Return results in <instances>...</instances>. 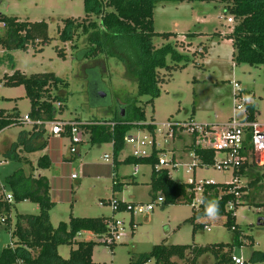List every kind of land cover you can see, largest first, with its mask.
<instances>
[{"label": "rangeland", "instance_id": "374dc122", "mask_svg": "<svg viewBox=\"0 0 264 264\" xmlns=\"http://www.w3.org/2000/svg\"><path fill=\"white\" fill-rule=\"evenodd\" d=\"M0 14L31 23L45 21L50 39L45 44L35 42L27 50L7 51L0 46V110L17 114L21 118L31 112V102L26 96L25 87L4 85V77L13 74L15 70L26 75L54 72L66 80L69 84L67 99L55 119L92 123L111 120L122 110L129 117L131 107H143L147 124H154L161 132L156 130L152 134L141 129V126H135L128 135L155 138L160 145L159 158L167 161L174 158L181 164L176 170H170L172 179L178 183H188L194 179L196 182L230 184L235 175L232 169L202 167L188 173L185 165L193 161L191 152L194 139L182 132L177 133L173 141L165 139L164 123L193 120L197 124L213 127L226 125L234 115L232 83L237 81L253 95L257 123L264 128V66L252 67L233 62V44L219 37V33H225V36L230 34V29H234L236 23H228L229 15L224 13L223 5L217 2L167 4L155 10V33L177 34V37L170 38V42L189 61L183 59L174 62L168 58L171 69L160 70L165 82L161 85L160 96L153 104H147L148 96H138L137 83L120 59L100 55L81 62L79 51L91 46L87 38L79 34L71 42L63 43L59 40L66 19L86 16L83 0H0ZM154 42L157 47L168 43L159 36L154 37ZM59 52L64 53L65 59L58 55ZM244 115V112H237L238 119L244 118ZM23 130L31 132L32 127L16 126L0 132V185L5 186L6 178L20 169H24L26 175L48 178L50 196L56 203L50 215L53 227H58L61 222L68 223L71 218L114 216L121 221V240L113 249L108 244H98L93 255L95 263L134 264L142 254L150 253L155 246L163 243L179 247L233 243L234 233L225 225V216H218L215 221L200 219L192 224L190 218L194 209L189 203H162L156 205L153 211L144 213L143 209L149 203H157L161 195L154 197L151 193L150 166H140L138 175L133 176L135 166L124 163L133 154L132 145L125 143L119 156H115L112 144H92L89 136L84 135L79 153L73 154L70 152L69 137H54L48 133V145L43 151L32 154L18 151L23 162L29 160L30 163L11 161L4 153L11 149L13 141H17ZM141 153L150 155L152 148L147 146ZM44 155L49 156L52 163L46 170L37 166L39 158ZM106 156H109L108 161ZM115 161L118 164L114 169ZM114 171L117 182L121 184L120 189L114 187ZM73 174L79 179H72ZM238 180L246 192L240 199L241 205L235 210L242 245L235 246L233 253L255 264L251 260L252 255L255 252L264 254V225H258L259 219L264 220V167L250 163L246 175ZM1 193L5 198L9 191L4 188L3 191L0 189ZM113 199L135 204L139 210L134 216L131 212L114 214L110 205H100ZM199 199L200 194L197 193L194 202ZM38 213L39 206L31 201L15 204L10 214L12 225H15L18 215ZM132 218L136 224L135 230L130 224ZM89 240L101 242L99 237L88 233L77 238L80 242ZM13 242L11 231L0 221V257L3 250ZM76 248L77 245H62L59 247V255L62 259H69L72 250ZM147 264H154V261Z\"/></svg>", "mask_w": 264, "mask_h": 264}, {"label": "trees", "instance_id": "16d2710c", "mask_svg": "<svg viewBox=\"0 0 264 264\" xmlns=\"http://www.w3.org/2000/svg\"><path fill=\"white\" fill-rule=\"evenodd\" d=\"M83 1L86 16L79 19H66L64 28L60 30L59 40L67 43L73 41L79 34L84 35L91 46L79 51L81 62L95 59L100 55L120 59L127 67L128 74H131L137 83L138 96L149 97L147 104H153L160 96L161 85L165 82L160 70L171 69L167 62L168 58L170 57L174 62H180L183 59L186 62L189 61L188 57L180 54L177 47L170 42V38L177 37V34L157 35L155 33L154 13L159 6L195 2H217L223 5L224 13L233 17L236 23L232 32L226 35V39L232 40L235 49L233 62L237 65L245 64L252 67L264 66V0ZM0 18L7 25L6 34L0 37V46L7 51L27 50L29 45L35 42L45 44L50 41L49 27L45 21L31 23L3 14ZM155 36L163 38L168 43L157 47L154 42ZM58 55L65 59L63 52H59ZM3 82L7 87L22 85L25 87L26 96L31 102L29 115L33 120H59L55 117L61 113L62 105L68 95L69 84L66 80L54 72L26 75L20 70H15L13 74L6 75ZM58 104L60 107L57 106ZM20 118L17 114L0 110V132L6 128L24 126ZM248 119L253 122L257 120L255 104L249 107ZM135 126H141V129H146L152 134L156 131L154 124H147L145 109L138 106L131 107L129 117L127 113L125 116H122L121 112L116 113L113 119L94 121L83 125L82 130L85 135L89 136L92 144H112L115 156H119L125 146L126 136L133 128H136ZM47 136L48 132L43 127L39 129L34 127L31 132L23 130L4 156L11 161L30 163L29 160L23 162L24 159L18 151L22 150L26 154L43 151L48 145ZM63 136L68 137L69 135L63 134ZM195 138L194 135L193 151L196 157L205 164L212 165L215 152L197 147ZM158 155L159 151L154 149L150 157H128L124 163L134 166H152L151 193L154 197L161 195L165 204L176 205L179 202H185L191 205L196 194L195 187L174 181L169 169H156L159 163ZM114 164L115 169L117 161ZM51 165V160L47 155L40 157L37 163L42 170L49 169ZM248 166L250 163L247 159L240 169L233 172L234 179L246 175ZM113 175L114 187L120 189L121 184L117 182L115 171ZM5 187L12 194L13 201H7L3 193L0 194V221L5 224L6 229L11 231L14 242L3 250L0 264H97L93 261L95 247L98 244H105L102 240L108 233L110 224L115 221L114 216L71 218L68 223L61 222L58 227H53L50 215L56 203L50 196L51 186L48 178L41 175L37 177L32 174L26 175L24 169H20L6 178ZM245 192L244 187L235 192L233 183H215L204 186L201 194V200L218 201L219 217H226L225 225L234 233L232 244L179 247L163 243L155 246L150 253L142 254L134 264H147L152 260L154 264H234L232 261L233 248L242 245L241 234L236 225L235 210L241 205L240 199ZM25 201L37 204L39 213L18 215L13 226L10 216L12 208L15 204ZM230 204H233L232 209ZM125 209V204L121 203L117 213ZM193 209L190 222L195 224L200 220L198 217L202 216L204 207L200 203ZM261 221L264 220L261 219ZM85 233L96 235L101 242L77 241V238ZM62 245H77V248L72 250L69 259H62L59 255V247ZM115 245L110 246L113 249ZM251 260L255 264L264 262V254L255 252Z\"/></svg>", "mask_w": 264, "mask_h": 264}, {"label": "built area", "instance_id": "2783aa9c", "mask_svg": "<svg viewBox=\"0 0 264 264\" xmlns=\"http://www.w3.org/2000/svg\"><path fill=\"white\" fill-rule=\"evenodd\" d=\"M2 14H0L1 16ZM228 23L232 25L235 20L233 17H228ZM7 32V25L0 18V37L4 36ZM233 92V106L234 115L231 117L230 121L221 127H213L209 125H200L194 121L189 122H177L169 121L163 124L166 128V132L163 133L165 139L172 140L176 137L177 133H183L195 138V145L206 150H213L215 152V159L212 165L205 164L202 160L196 157L194 151L191 152L193 161L187 163L185 166L188 168L187 172H194L197 167H202L205 169L215 168L217 170H229L232 169L234 172L247 161L253 163L259 167H264V128L260 126L256 121H250L249 117V107L253 103V95L246 91L240 86L237 81L232 83ZM60 107V104L57 105ZM237 112H244V118L238 119ZM22 124L28 125L32 128L37 127V129L43 127L51 136L61 137L63 134L69 135L71 140L70 152L76 154L78 152L79 145L83 142V136L85 135L82 126L90 123H78L75 121H63V120H33L30 115L20 118ZM114 126V123H112ZM157 130V129H156ZM161 132L160 129L157 130ZM167 141V140H166ZM126 145H132L134 147L133 154L130 157L133 158H146L150 155H142V149L150 146L152 152L154 149L160 151L159 144L156 142L155 138H140L138 135H128L125 138ZM128 143V144H127ZM160 154V152H159ZM159 157V155H158ZM106 161L109 160V156L105 157ZM2 161L0 160V166ZM181 164L174 158L170 161L159 158V163L156 165V169H169L171 171L176 170ZM151 171H152V166ZM140 171V166L134 167L133 176L138 175ZM72 179H79L76 174L72 175ZM235 185V192H237L242 186L239 184L238 179H234L232 182ZM189 185H192L196 189V194H200L199 201H195L196 194L192 200V206H198L201 203V194L204 186L209 184H215L213 182L199 181L196 182L194 179L188 181ZM2 191L6 188L0 185ZM238 194V193H237ZM158 197L157 203H149L144 209V213H149L155 209L158 204L164 203V198ZM5 199L9 202L13 201V196L8 193ZM121 202L119 200H109L107 202L100 203L101 206L110 205L112 207L113 213H117L120 210ZM126 209L123 212H131L132 216L135 215L139 207L132 203H124ZM230 208H233V204H230ZM121 213V212H120ZM122 222L115 219L113 223L110 224L108 233L102 240L103 243L108 245L116 244L121 240L119 231L122 229ZM130 224L133 230L136 229V224L134 223V218L131 219ZM206 230L210 231L209 227H205ZM232 261L234 264H248L246 260L241 257L233 256Z\"/></svg>", "mask_w": 264, "mask_h": 264}, {"label": "clouds", "instance_id": "9594fccd", "mask_svg": "<svg viewBox=\"0 0 264 264\" xmlns=\"http://www.w3.org/2000/svg\"><path fill=\"white\" fill-rule=\"evenodd\" d=\"M161 199H163V197ZM201 203L203 204L204 211H203L202 216L198 217V219L215 221L219 216L218 201H205L202 199Z\"/></svg>", "mask_w": 264, "mask_h": 264}, {"label": "water", "instance_id": "95a60500", "mask_svg": "<svg viewBox=\"0 0 264 264\" xmlns=\"http://www.w3.org/2000/svg\"><path fill=\"white\" fill-rule=\"evenodd\" d=\"M102 96H104V95L102 94ZM121 114H122V116L125 115V113H124L123 110L121 111ZM258 225H259V226H263V225H264V221H261V219H259V221H258Z\"/></svg>", "mask_w": 264, "mask_h": 264}, {"label": "crops", "instance_id": "0c3cea01", "mask_svg": "<svg viewBox=\"0 0 264 264\" xmlns=\"http://www.w3.org/2000/svg\"><path fill=\"white\" fill-rule=\"evenodd\" d=\"M232 30H233V29H230V32H232ZM219 37H221V38H222V37L226 38L225 33H222L221 36H219ZM227 40H228V39H227ZM229 41H231V43L233 44L232 40H229ZM74 180H77V179H74ZM50 186H51V185H50Z\"/></svg>", "mask_w": 264, "mask_h": 264}, {"label": "bare ground", "instance_id": "6f19581e", "mask_svg": "<svg viewBox=\"0 0 264 264\" xmlns=\"http://www.w3.org/2000/svg\"><path fill=\"white\" fill-rule=\"evenodd\" d=\"M82 144V143H81ZM79 152V151H78Z\"/></svg>", "mask_w": 264, "mask_h": 264}]
</instances>
